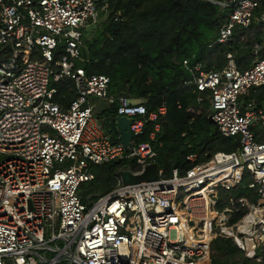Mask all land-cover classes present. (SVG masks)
<instances>
[{"label":"built area","instance_id":"2783aa9c","mask_svg":"<svg viewBox=\"0 0 264 264\" xmlns=\"http://www.w3.org/2000/svg\"><path fill=\"white\" fill-rule=\"evenodd\" d=\"M232 5L220 43L236 26L249 27L259 6H221ZM107 13L108 0H0V264H210L217 238L264 263V110L241 103L264 86V59L242 71L229 54L223 71L198 66L187 83L199 103L209 94V119L239 143L235 151L201 164L189 156L191 168L184 175L174 169L170 179L159 169L156 182L139 186L119 178L118 189L83 202L94 167L134 160L141 173L163 145L165 108L148 113L129 97H110L109 77L77 67L85 33ZM64 78L76 87L67 106L54 101L51 86ZM102 100L133 120L129 149L97 120L92 101ZM147 122L154 123L149 141L138 142ZM239 189L254 198L234 195Z\"/></svg>","mask_w":264,"mask_h":264},{"label":"trees","instance_id":"16d2710c","mask_svg":"<svg viewBox=\"0 0 264 264\" xmlns=\"http://www.w3.org/2000/svg\"><path fill=\"white\" fill-rule=\"evenodd\" d=\"M256 1L259 6L252 24L236 26L225 43H220L219 37L235 6L222 7L208 0H108V13L87 31L92 37L84 35L82 62L77 67L88 76L109 77L110 97L141 101L148 113L166 109L165 116L160 117L163 145L156 159L165 179L172 177L175 166L184 175L191 168L189 156L195 155L196 163L201 164L216 152L238 148L239 143L223 137L209 119V94H202L199 103L195 86L187 83L199 76L195 71L198 66L202 72L223 71L229 54L242 71L264 59V0ZM58 52H64L63 45ZM51 86L58 89L56 103L67 106L75 100L72 79L53 81ZM241 103L264 110V86L250 90L241 97ZM117 108L115 103L99 115L114 143H119ZM153 129L154 123L147 122L138 142L149 141ZM123 169L138 172L141 167L134 160L94 167L95 181L81 187L83 202H88L89 194L98 199L118 189V172ZM233 194L254 198L249 190L239 189ZM211 252L210 264H264L246 258L231 239H215Z\"/></svg>","mask_w":264,"mask_h":264},{"label":"water","instance_id":"95a60500","mask_svg":"<svg viewBox=\"0 0 264 264\" xmlns=\"http://www.w3.org/2000/svg\"><path fill=\"white\" fill-rule=\"evenodd\" d=\"M217 5L230 4L233 0H212ZM133 120L127 117H118L116 120V128L119 134V141L125 149L131 147L133 134L130 130V126ZM174 169H177L175 166ZM118 177L121 179L122 185L128 186H139L144 183L156 182L159 178L158 165L156 163L147 165L143 172L134 173L130 170H121L118 172Z\"/></svg>","mask_w":264,"mask_h":264},{"label":"crops","instance_id":"0c3cea01","mask_svg":"<svg viewBox=\"0 0 264 264\" xmlns=\"http://www.w3.org/2000/svg\"><path fill=\"white\" fill-rule=\"evenodd\" d=\"M134 103H142L141 101H133ZM92 103L95 104V113L97 120L103 125V123L99 120V115L102 114L104 111L112 107L108 101L102 100V101H92ZM119 138V137H118ZM120 142V141H119Z\"/></svg>","mask_w":264,"mask_h":264},{"label":"rangeland","instance_id":"374dc122","mask_svg":"<svg viewBox=\"0 0 264 264\" xmlns=\"http://www.w3.org/2000/svg\"><path fill=\"white\" fill-rule=\"evenodd\" d=\"M92 30V29H91ZM86 34V36L90 39L92 36H91V34H90V32H86L85 33ZM212 254V253H211Z\"/></svg>","mask_w":264,"mask_h":264}]
</instances>
